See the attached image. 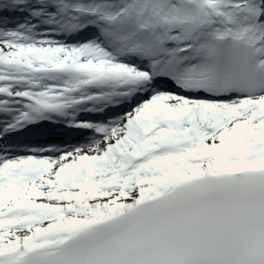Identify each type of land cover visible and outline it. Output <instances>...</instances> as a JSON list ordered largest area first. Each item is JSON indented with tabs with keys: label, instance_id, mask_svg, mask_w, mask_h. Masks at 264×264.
Instances as JSON below:
<instances>
[{
	"label": "snow or ice",
	"instance_id": "1",
	"mask_svg": "<svg viewBox=\"0 0 264 264\" xmlns=\"http://www.w3.org/2000/svg\"><path fill=\"white\" fill-rule=\"evenodd\" d=\"M0 264H264V0H0Z\"/></svg>",
	"mask_w": 264,
	"mask_h": 264
}]
</instances>
